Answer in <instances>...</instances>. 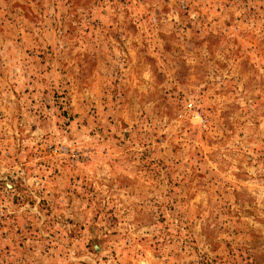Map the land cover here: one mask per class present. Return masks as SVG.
I'll return each instance as SVG.
<instances>
[{"label":"rangeland","instance_id":"obj_1","mask_svg":"<svg viewBox=\"0 0 264 264\" xmlns=\"http://www.w3.org/2000/svg\"><path fill=\"white\" fill-rule=\"evenodd\" d=\"M0 264H264V0H0Z\"/></svg>","mask_w":264,"mask_h":264}]
</instances>
